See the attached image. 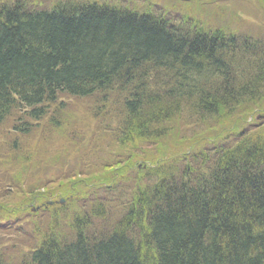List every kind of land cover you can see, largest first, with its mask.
<instances>
[{
    "label": "trees",
    "instance_id": "obj_1",
    "mask_svg": "<svg viewBox=\"0 0 264 264\" xmlns=\"http://www.w3.org/2000/svg\"><path fill=\"white\" fill-rule=\"evenodd\" d=\"M176 23L100 0L0 1V123L17 111L35 127L65 95L125 94L118 136L134 146L172 116L231 113L258 96L264 64L247 63L249 46ZM238 138L178 171L154 169L109 230L77 224L72 238L49 234L15 261L0 247V264H264V149Z\"/></svg>",
    "mask_w": 264,
    "mask_h": 264
},
{
    "label": "rangeland",
    "instance_id": "obj_2",
    "mask_svg": "<svg viewBox=\"0 0 264 264\" xmlns=\"http://www.w3.org/2000/svg\"><path fill=\"white\" fill-rule=\"evenodd\" d=\"M27 1L51 8L65 0ZM100 1L171 18L179 29L221 31L249 46L247 63L264 64V0ZM258 88V96L231 113L200 117L183 112L164 121L156 138L137 140L134 146L118 136L125 94L108 93V101L62 96L25 134L13 126L28 121L27 115L14 111L0 123V247L6 260L15 261L49 234L72 238L77 224L82 223L85 235L109 230L132 195L159 178L154 169L178 171L202 162L203 157L187 158L219 144L233 149L239 135L252 137L264 149V83Z\"/></svg>",
    "mask_w": 264,
    "mask_h": 264
},
{
    "label": "bare ground",
    "instance_id": "obj_3",
    "mask_svg": "<svg viewBox=\"0 0 264 264\" xmlns=\"http://www.w3.org/2000/svg\"><path fill=\"white\" fill-rule=\"evenodd\" d=\"M11 116H12V115L8 116L6 119H8V118L11 117ZM6 119H4L3 121H5ZM3 121H2V122H3ZM2 122H1V123H2ZM19 122H20V121H18V122L13 126V129H14V130H16L15 127H21V128H27V127H29V131L26 132V133H29V132L33 131L34 127L31 125V123H32L33 121H31V120L26 121L27 123H26V122L19 123ZM23 134H25V133H23ZM61 191H63V190H61ZM59 194H61V193H59ZM211 264H230V263L227 262L225 256L222 255V256H220V257H218V258H215V260H214Z\"/></svg>",
    "mask_w": 264,
    "mask_h": 264
}]
</instances>
